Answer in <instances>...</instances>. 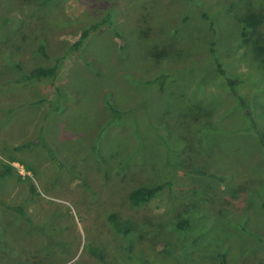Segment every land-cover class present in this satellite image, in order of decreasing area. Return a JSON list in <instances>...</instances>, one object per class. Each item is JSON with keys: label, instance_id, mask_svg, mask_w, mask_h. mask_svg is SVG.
Listing matches in <instances>:
<instances>
[{"label": "rangeland", "instance_id": "1", "mask_svg": "<svg viewBox=\"0 0 264 264\" xmlns=\"http://www.w3.org/2000/svg\"><path fill=\"white\" fill-rule=\"evenodd\" d=\"M228 79L264 133V0H0V264H264Z\"/></svg>", "mask_w": 264, "mask_h": 264}, {"label": "trees", "instance_id": "2", "mask_svg": "<svg viewBox=\"0 0 264 264\" xmlns=\"http://www.w3.org/2000/svg\"><path fill=\"white\" fill-rule=\"evenodd\" d=\"M87 34H88V30L82 31V33L80 34V37L76 40L74 45L75 46L80 45V43L87 36ZM255 49L258 54H261L263 51L262 47L258 46V44L255 46ZM39 51L42 54H45L43 46L39 47ZM221 73H223L222 70H221ZM55 75H56L55 67H38L32 70L29 74H26L24 76L27 79H29V78H36V77H51L52 78V77H55ZM227 81H228V85H229L231 92L238 99L240 107L244 111L245 116H247V118L251 120L250 121L251 125L254 128V131L257 134L259 141L264 144V133L259 128L256 127L252 119L251 111L246 101H244L242 97L238 95L236 88H235L236 82L233 81L232 79H228ZM159 83L162 84V80L159 79ZM11 172H12V166L10 164H4L3 171L0 172V177L3 178ZM165 185L159 184L154 187H146V186L137 187L129 193L128 195L129 202L134 206L141 205L144 202H146L157 190H159ZM10 208L16 211H21L18 206H10ZM108 218H109V221L112 223V226L114 227L116 231H118V233H121V235L124 236L128 232L129 225L127 222H125L124 224H120L114 215H110ZM178 225L181 228H184L186 226V221H183L179 223ZM94 254L97 258L101 259V254L99 252H95ZM221 263L226 264V259L223 256L221 258Z\"/></svg>", "mask_w": 264, "mask_h": 264}]
</instances>
